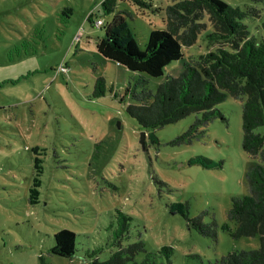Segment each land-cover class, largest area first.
Returning a JSON list of instances; mask_svg holds the SVG:
<instances>
[{
    "label": "rangeland",
    "instance_id": "obj_1",
    "mask_svg": "<svg viewBox=\"0 0 264 264\" xmlns=\"http://www.w3.org/2000/svg\"><path fill=\"white\" fill-rule=\"evenodd\" d=\"M101 1L0 0V264H89L91 250L107 259L117 248L111 230L118 209L132 217L123 243L142 240L152 264H214L232 250L258 248V235L234 237L222 228L228 223L234 231L231 199L248 193L246 171L262 163L242 148V100L227 96L217 105L227 120L187 136L194 114L148 130L127 113L131 98L120 99L125 87H142L140 76L153 92L178 76L184 59L207 51L211 25L183 48L184 59L150 77L104 58L96 41L119 10L144 49L151 30L166 28L157 8L171 0H152L148 8L119 0L111 13ZM225 1L254 8L241 22L249 36L264 38V0ZM100 76L107 89L94 98ZM198 155L220 164L190 162ZM180 201L189 217L201 213L214 226L215 238L169 210ZM62 228L76 233L71 257L50 252ZM164 245L172 247L170 261L158 254Z\"/></svg>",
    "mask_w": 264,
    "mask_h": 264
},
{
    "label": "trees",
    "instance_id": "obj_2",
    "mask_svg": "<svg viewBox=\"0 0 264 264\" xmlns=\"http://www.w3.org/2000/svg\"><path fill=\"white\" fill-rule=\"evenodd\" d=\"M118 1L102 0L100 6L104 13H111ZM129 1L142 8L152 5V0ZM157 10H162L166 28L151 30L144 49L139 48L124 13L118 10L96 41V50L130 71L158 77L172 61L184 59L183 48L193 45L211 25L212 30L205 34L207 51L184 59L178 76H168L154 92L145 87L147 79L140 76L137 84L142 87L139 90L135 86L125 87L120 99L131 98L132 102L126 104L127 113L148 130L194 114L187 136L193 132L202 134L205 129L199 130V127L209 125L218 117L227 120L217 107L227 96L242 100V148L262 163H253L246 171L248 193L231 199L227 216L235 223L234 231L228 223L222 228L234 237L258 235L259 246L251 250H232L214 264H264V38L257 40L249 36L247 26L241 22V18L257 11L254 8L241 10L225 0H171ZM98 20L100 23L96 26L101 27L103 21ZM262 26L264 28V22ZM106 89V80L100 76L95 80L92 96H103ZM190 162L206 167L220 164L200 155ZM169 210L182 214L188 225L201 234L216 237V229L204 222L201 213L192 218L188 216L187 202L172 203ZM131 220L129 214L117 210L111 230V243L117 246L116 250L104 260L98 259L96 250L88 251L89 264H126L129 261L138 264L135 257L141 252L145 253L141 264L153 263L142 240L123 243L129 238ZM75 239L76 233L69 228L56 231L50 252L71 257L76 251ZM158 254L170 261L172 247L164 245ZM42 264L46 263L42 261Z\"/></svg>",
    "mask_w": 264,
    "mask_h": 264
},
{
    "label": "water",
    "instance_id": "obj_3",
    "mask_svg": "<svg viewBox=\"0 0 264 264\" xmlns=\"http://www.w3.org/2000/svg\"><path fill=\"white\" fill-rule=\"evenodd\" d=\"M144 135H145V133H142V136H141V138H143V139H144ZM151 141L153 142V138L151 139Z\"/></svg>",
    "mask_w": 264,
    "mask_h": 264
},
{
    "label": "built area",
    "instance_id": "obj_4",
    "mask_svg": "<svg viewBox=\"0 0 264 264\" xmlns=\"http://www.w3.org/2000/svg\"><path fill=\"white\" fill-rule=\"evenodd\" d=\"M99 23H100V21H99V20H97V21H96V24H99Z\"/></svg>",
    "mask_w": 264,
    "mask_h": 264
}]
</instances>
